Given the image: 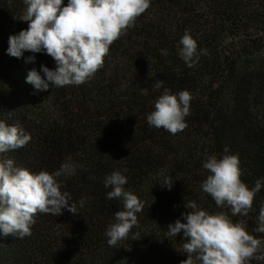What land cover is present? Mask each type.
<instances>
[{
    "label": "trees",
    "instance_id": "obj_1",
    "mask_svg": "<svg viewBox=\"0 0 264 264\" xmlns=\"http://www.w3.org/2000/svg\"><path fill=\"white\" fill-rule=\"evenodd\" d=\"M24 8L23 0H0V120L19 124L32 138L23 148L0 153V160L12 159L33 173L72 165L75 174L58 180L77 212L38 213L24 238L0 233V264H181L187 259L183 232H166L178 219L187 222L185 203L192 200L210 214L245 220L249 233L264 240L254 232L264 183L246 217L218 207L201 188L209 175L206 156L220 159L225 147L239 155L241 180L250 189L264 181V0H150L92 78L48 91L35 90L26 77L41 65L54 69L51 56L7 52L9 37L28 28L20 19ZM186 29L198 44L193 67L179 55ZM33 55L35 61L27 62ZM157 81H163L159 90L153 88ZM166 88L191 94L187 127L175 135L147 121ZM117 169L144 208L138 227L113 247L105 233L123 203L107 198L112 189L104 182Z\"/></svg>",
    "mask_w": 264,
    "mask_h": 264
},
{
    "label": "clouds",
    "instance_id": "obj_2",
    "mask_svg": "<svg viewBox=\"0 0 264 264\" xmlns=\"http://www.w3.org/2000/svg\"><path fill=\"white\" fill-rule=\"evenodd\" d=\"M23 3L20 19L29 25L9 37L7 52L16 58L23 57L26 51L44 52L54 59V69L41 65L39 71L33 68L28 72L26 82L37 91H48L50 86L81 85L92 78L103 67L110 46L129 27H134L135 20L150 7V0H68L66 6L64 0H23ZM179 43L180 57L188 67H193L199 61L198 44L188 29ZM200 54L207 56L209 52L202 49ZM35 59L34 55L29 56L27 62ZM162 86L163 81H157L153 88L159 90ZM141 94L148 95L147 88ZM190 101L189 91L171 94L166 88L156 100L154 111L147 116L149 125L173 135L183 131L187 127L185 117L190 114ZM31 138L19 124L8 125L0 120V153L23 148ZM228 151L225 147V155L220 159L214 154L206 156L203 168L209 175L201 188L218 207L227 206L232 216L246 217L264 181L257 180L250 189L241 180L239 155L227 154ZM73 174L75 169L69 163L52 173L46 170L33 173L15 166L12 159L0 160V233L24 238L31 235L38 213L58 217L67 209L76 214V204L71 202L67 191H61L58 180L62 175ZM104 183L112 189L107 198L123 203V210L115 213V223L105 233L109 246L114 247L128 238L134 226L138 227L137 213L143 211L144 203L124 188L127 177L119 169L107 175ZM164 184L171 189L173 181L167 178ZM84 203L81 200L80 206ZM185 207L190 209L183 214L187 222L178 219L168 225L166 232L169 237L183 232L182 248L187 259L181 264H248L254 257L264 259V240L249 233L245 220L234 222L227 212L210 214L194 200L187 201ZM254 232L264 234V205L260 207Z\"/></svg>",
    "mask_w": 264,
    "mask_h": 264
}]
</instances>
